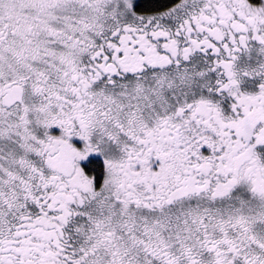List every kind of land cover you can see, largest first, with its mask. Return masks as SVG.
<instances>
[{
    "label": "snow or ice",
    "instance_id": "1",
    "mask_svg": "<svg viewBox=\"0 0 264 264\" xmlns=\"http://www.w3.org/2000/svg\"><path fill=\"white\" fill-rule=\"evenodd\" d=\"M0 264H264V0H0Z\"/></svg>",
    "mask_w": 264,
    "mask_h": 264
}]
</instances>
